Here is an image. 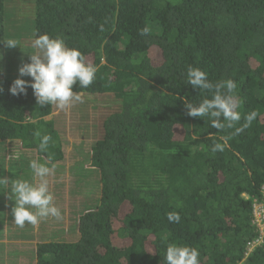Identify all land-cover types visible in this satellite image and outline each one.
Listing matches in <instances>:
<instances>
[{
	"label": "trees",
	"instance_id": "16d2710c",
	"mask_svg": "<svg viewBox=\"0 0 264 264\" xmlns=\"http://www.w3.org/2000/svg\"><path fill=\"white\" fill-rule=\"evenodd\" d=\"M35 6V38L60 36L98 69L87 89L77 84L73 91L107 94L110 103L98 129L72 107L55 114V105L37 104L30 86L26 94L9 91L15 80L9 67H21L29 56L0 54V142L19 146L10 148L11 170L19 161L47 162L59 207L66 189L60 176L69 173L67 189L74 194L70 184L96 171L91 199L76 192L82 211L68 231L71 239L53 238L62 230L58 223L43 228L35 264H165L171 243L198 248L200 264H264V242L247 253L259 236L252 205L264 197V0H35ZM4 12L0 0V44ZM145 26L150 31L142 35ZM190 66L206 71L212 83L236 82V127L256 113L248 128L233 135L235 128L217 130L187 114L186 100L211 98L186 83ZM66 124L71 133L94 139L86 155L74 148L68 166ZM37 131L52 137L46 151ZM214 143L224 151L213 153ZM172 211L179 223L168 221ZM25 226L33 232V225Z\"/></svg>",
	"mask_w": 264,
	"mask_h": 264
},
{
	"label": "clouds",
	"instance_id": "9594fccd",
	"mask_svg": "<svg viewBox=\"0 0 264 264\" xmlns=\"http://www.w3.org/2000/svg\"><path fill=\"white\" fill-rule=\"evenodd\" d=\"M104 31V25H99ZM150 29L145 26L141 34L146 35ZM7 47H15L18 43L12 39L5 41ZM34 51L29 53V62L19 68V76L13 81L9 91L13 95L26 94L27 86L33 89L36 102L40 106L55 105L59 110L69 109L75 102H84V97L73 86L87 89L94 81L97 67L86 62L83 53L76 47H69L60 36H50L47 33L38 34L33 43ZM30 76L31 81L22 79ZM186 83H190L200 90H206L211 98H203L198 103L185 101L187 114L193 118L201 117L209 121L217 130L235 128L233 135H238L251 125L256 113L252 112L244 117L242 126L236 127L241 121V114L237 110L239 102L236 97L237 84L232 79H223L212 83L206 71L198 67H188ZM222 117V119H221ZM34 136L40 138L39 148L46 151L50 135L35 132ZM224 144L214 143L211 151L223 152ZM19 158V156H17ZM29 167L38 183L26 180H17L12 184L11 193L15 200L12 208L13 222L23 228L25 224L37 225L41 218L53 217L62 219L61 209L53 203V195L49 191L47 177L52 169L47 162L41 163L32 159ZM167 219L172 223H179L181 217L178 212H168ZM198 248L178 243L168 244L165 253V264H200Z\"/></svg>",
	"mask_w": 264,
	"mask_h": 264
},
{
	"label": "rangeland",
	"instance_id": "374dc122",
	"mask_svg": "<svg viewBox=\"0 0 264 264\" xmlns=\"http://www.w3.org/2000/svg\"><path fill=\"white\" fill-rule=\"evenodd\" d=\"M35 18H36V6L35 0H5V12H4V35L2 44H0V52L2 50H10V52H15L14 56L21 55L20 53L29 56V53L34 51L33 43L35 40ZM12 39L16 41L18 44L13 47H7L5 41ZM3 56L4 53H0ZM22 56V55H21ZM9 58V57H8ZM7 61V58H6ZM2 62L4 59L2 58ZM20 68V67H19ZM19 68L18 64H12V67H9V73L11 74L9 77L17 78L19 76ZM18 69V70H17ZM16 74V75H15ZM24 79H32L30 76L22 77ZM84 97V102H75L71 107L74 109V112L80 110L84 112L86 118L88 119L89 124L92 126L94 123L96 128L98 129V124L101 121V115L106 110V113L109 109V104L107 101V94H81ZM68 111V109H67ZM60 112L59 109H55L54 113L57 114ZM48 116L47 118H49ZM78 117L76 118V120ZM86 121V120H85ZM70 125V124H69ZM66 124L64 136L67 140V144L65 147V163L66 165L71 164L74 161L72 152H74L75 147H82L81 151L83 155H86L87 149L89 146V140L93 138L84 139L80 135L71 133L70 126ZM98 131V130H97ZM89 134L92 135L91 132ZM94 140V139H93ZM1 149L0 150V160L3 163V172H0V209H2L3 203L7 202V205H4V213L0 215V264H35L34 254H35V245L37 241H43L44 237H39V235H44L42 231L44 229L54 228L58 223V228L61 232L56 230L53 238L61 237L63 239H71L70 236L72 232H68L69 229L75 228V216L82 211L79 205L78 199L82 194L84 199H91V195L96 191V171L93 174V177H89L84 179V182L76 180L73 181L70 186L75 188V191H80V195L78 193L69 194L67 185L71 182L68 178V174L60 176L61 183L63 186H66L63 193V202L62 206H58V190L56 189V205L61 209L62 219L59 221L53 217L41 218L40 222L33 226V232H26L30 226H24L25 228H21L17 226L13 222L12 208L14 207L15 200L13 199V194L11 193L12 184L17 180H26L31 181L33 183H38L39 178L35 177L34 173L29 167V161L26 163L18 162L19 169L16 172H13L9 167V161L11 160V151L10 148L19 149L18 143L16 141L11 142H0ZM75 153V152H74ZM35 153H33V157L35 158ZM24 156V155H23ZM20 157V156H19ZM24 161V157H21ZM83 158V157H82ZM20 159V158H19ZM1 163V164H2ZM21 163V164H20ZM84 163V162H82ZM0 164V165H1ZM67 165V166H68ZM85 163L82 165L79 163L78 170L80 168H84ZM56 171H61L60 167L56 168ZM5 174V175H4ZM6 175H9L7 177ZM8 178V179H6ZM56 179L54 175L51 174L47 177L49 189L53 191L52 184L53 180ZM52 193V192H51ZM54 200V198H53ZM94 200V198H93ZM89 203H85L90 205L91 200H87ZM54 203V202H53ZM6 207V208H5ZM46 219V222H44ZM54 224L55 226H51L50 224ZM26 225H28L26 223ZM261 228L264 229V224L261 225ZM40 231V232H39ZM65 234V237L62 235ZM56 236V237H55Z\"/></svg>",
	"mask_w": 264,
	"mask_h": 264
},
{
	"label": "built area",
	"instance_id": "2783aa9c",
	"mask_svg": "<svg viewBox=\"0 0 264 264\" xmlns=\"http://www.w3.org/2000/svg\"><path fill=\"white\" fill-rule=\"evenodd\" d=\"M252 207L253 223L259 230V236L248 242L247 253H249L254 246L264 242V229L261 228V225L264 224V197L262 202L255 201Z\"/></svg>",
	"mask_w": 264,
	"mask_h": 264
}]
</instances>
